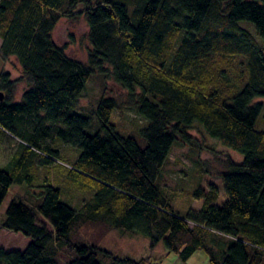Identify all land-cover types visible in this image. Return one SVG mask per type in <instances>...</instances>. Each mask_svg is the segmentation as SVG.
Listing matches in <instances>:
<instances>
[{"label":"trees","instance_id":"obj_1","mask_svg":"<svg viewBox=\"0 0 264 264\" xmlns=\"http://www.w3.org/2000/svg\"><path fill=\"white\" fill-rule=\"evenodd\" d=\"M81 16L87 61L54 39L62 19ZM0 58L22 69L15 79L0 73V148L16 143L0 168V207L13 184L34 187L39 166L65 167L93 189L81 210L48 179L37 201L15 197L0 228L31 241L24 250L0 246V264L150 263L103 249L112 229L141 232L185 262L204 250L210 264H264L263 104L254 103L264 97V0H0ZM98 74L129 91L146 120L143 145L112 121L118 104L106 82L94 105L80 106ZM195 125L217 141L227 197L218 205L214 188L199 187L202 206L182 214L163 171L176 144L203 149ZM61 141L82 151L66 166ZM86 226L103 231L88 237Z\"/></svg>","mask_w":264,"mask_h":264},{"label":"rangeland","instance_id":"obj_2","mask_svg":"<svg viewBox=\"0 0 264 264\" xmlns=\"http://www.w3.org/2000/svg\"><path fill=\"white\" fill-rule=\"evenodd\" d=\"M241 24L249 28L254 34L256 29L254 25L247 21H241ZM89 26L84 17L77 19H62L54 31L55 41L62 46L67 47V53L81 61H87L91 44L88 37ZM257 35V34H256ZM258 38L261 40L260 36ZM9 71L12 78H18L22 74L20 64L15 58L9 61H3L0 58L1 71ZM106 82L105 94L107 97H113L118 108L113 113L112 121L117 123L118 128L123 133H134V137L139 140L142 138L140 127L146 125V120L138 112V108L130 96L129 91L121 87L111 77L104 78L101 75L94 76L89 80L87 88L83 93L80 106L90 107L94 105L101 97L103 86ZM26 87V83L20 82L17 87V99H20ZM254 103L263 104L261 115L256 123L258 130L264 131V97H258ZM76 113H80L76 110ZM191 134L198 138L202 150H198L190 145L176 144L170 155L167 165L163 171V183L170 190L176 192L175 203L182 214L189 208L199 209L203 204V198L194 197L193 192L202 187L205 190H216L220 196L218 205L226 200V192L222 174L225 171L224 165L218 156L213 154L212 147L216 145V140L209 137L200 125H195ZM141 141V140H140ZM62 158L64 165L72 163L81 154V149L61 141ZM141 145L144 143L141 141ZM14 141L3 145L0 148V168L6 167L10 156L15 148ZM44 144L56 146L57 142L49 138ZM41 173L40 178L35 179L33 186L28 183L13 184L7 197L0 207V223L6 218L7 209L17 196L38 200L41 194L40 185L47 179L55 185L62 188V201L70 204L76 210H81L84 203L93 198V189L81 183H76L68 174L65 167L57 168L56 165L39 166L37 173ZM103 227L86 226L83 231L88 237H96L103 231ZM100 240V246L103 249L111 251L120 257H130L140 260L149 258L147 264H210L209 256L204 250H198L188 260L183 261L174 252H168L163 242L156 247H152L149 237L141 232L131 230H109ZM31 239L22 233H17L5 228H0V246L7 251L24 250Z\"/></svg>","mask_w":264,"mask_h":264},{"label":"water","instance_id":"obj_3","mask_svg":"<svg viewBox=\"0 0 264 264\" xmlns=\"http://www.w3.org/2000/svg\"><path fill=\"white\" fill-rule=\"evenodd\" d=\"M1 98V97H0Z\"/></svg>","mask_w":264,"mask_h":264}]
</instances>
